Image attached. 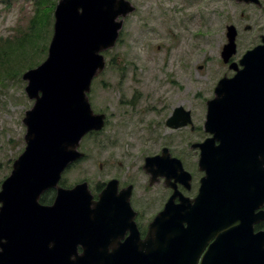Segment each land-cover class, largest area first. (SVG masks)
I'll use <instances>...</instances> for the list:
<instances>
[{
	"label": "water",
	"instance_id": "water-1",
	"mask_svg": "<svg viewBox=\"0 0 264 264\" xmlns=\"http://www.w3.org/2000/svg\"><path fill=\"white\" fill-rule=\"evenodd\" d=\"M135 9L128 0H59L48 56L22 76L33 106L23 119L25 150L1 185L0 264H264V231L255 232L264 220V211L256 212L264 205V38L243 55L241 68L231 65L237 73L221 79L207 102L204 128L213 137L192 145L206 173L197 197L175 203L176 184L190 188L192 176L168 148L145 159L144 170L175 189L157 218L163 229L157 238H137L132 186L119 193L118 181H110L94 200L87 182L60 185L66 169L84 157L81 140L105 126L88 94L106 68L103 53L116 46ZM227 30L225 63L237 37L234 26ZM166 125L193 126L191 112L175 108ZM49 190L54 202L43 205ZM116 214L128 216L125 227L133 228L125 243L115 238L121 237L114 233ZM114 242L118 249L109 253Z\"/></svg>",
	"mask_w": 264,
	"mask_h": 264
},
{
	"label": "rangeland",
	"instance_id": "rangeland-1",
	"mask_svg": "<svg viewBox=\"0 0 264 264\" xmlns=\"http://www.w3.org/2000/svg\"><path fill=\"white\" fill-rule=\"evenodd\" d=\"M129 1L136 10L125 19L115 48L104 53L106 68L93 81L90 94L93 110L106 114L107 124L103 131L83 139L85 158L69 167L62 180L67 187L87 181L95 191L108 178L123 175L133 182L142 202L148 203V213L154 214L160 200L150 202L142 191L146 187L140 172L144 159L169 148L193 175L196 193L199 149H192V144L209 136L204 130L206 103L214 97L217 82L230 72L221 58L228 41L227 26L236 28L237 56L242 57L246 49L261 43L264 0H259L261 8L234 0ZM39 2L0 0V47L8 40L30 38L32 20L52 15L49 23L38 21V37L29 47H34L30 56L38 65L48 55L59 0ZM4 54L1 48L0 57ZM38 65L21 73L0 72V188L26 146L23 119L33 101L27 97L22 76ZM19 66L18 70L24 64ZM178 106L191 111L194 131L166 126Z\"/></svg>",
	"mask_w": 264,
	"mask_h": 264
},
{
	"label": "flooded vegetation",
	"instance_id": "flooded-vegetation-1",
	"mask_svg": "<svg viewBox=\"0 0 264 264\" xmlns=\"http://www.w3.org/2000/svg\"><path fill=\"white\" fill-rule=\"evenodd\" d=\"M234 1L238 2L237 0H234ZM238 3H240V2H238ZM256 5L260 6V8L262 7L260 2H259V0L257 1ZM263 36H264V34L260 35L258 40L261 41V38ZM258 44H256L255 46H257ZM240 58H241V56L239 57V56L235 55L233 58H231L229 64H227L225 66L229 68L231 63H237L240 60ZM234 75H235V72L233 70H230V72L224 74L223 77H229L230 78V77H232ZM190 130L194 131L195 130V126L190 127ZM209 137H211V136L209 135L208 137H206L200 143H203ZM197 144H199V143H197ZM161 151H160V153H161ZM160 153H157V154L152 155V156L159 155ZM197 153H198L197 164H198V169L200 171L199 176L197 178L198 189H197V191H195L196 193L193 194L194 191H192V190L194 188V184L192 183L193 175L191 174L192 180H191L190 188H187L185 185H183L181 183H177L176 184V190L180 194L175 199V203H179L180 202V198L182 196H184L185 198L194 199L199 193V190H200V187H201V181L205 177L206 173L203 170H201L200 166H199L200 157H201L200 156L201 155L200 154L201 153L200 149L197 151ZM140 172L142 173V176L145 178V183H146V187L143 188V190H142L143 193L150 200V202H151V200H155L156 198L158 200H160V204H158L157 210L154 211V214H149L148 213V203H143L142 202L143 199L140 196H138L137 194H135V191L137 192V190H136L135 185L133 184V182L129 181V179H124L123 175H122V177L121 176H114V177L108 178V180L104 184H102L100 187H98L97 190H95V191L92 190V192L94 194V199L97 200L99 194L107 187V185H108L110 180H117L118 181V192L119 193L122 190L127 189L128 187L132 186V195H131L130 204H131V207H132L133 211L135 212L134 223H135V226H136V232L139 235V237H137V238L141 239V240H145L148 237H153V238L156 237L157 238L159 235L162 234L163 229L161 230L160 229V225L157 224V218L159 216V213H161L163 211V209L165 208L166 203L172 197L173 193L175 192V189L172 188V187L167 186V180L164 177H156L155 179H153L152 175L147 173V171H144L143 166L141 167V171ZM151 180L153 181V184H151ZM147 181H148V184H147ZM172 182H174V180H172ZM61 185L64 186V184H61ZM154 186H156L157 188H153ZM261 209L264 210V205L262 206ZM117 214H116V216H111V218L113 217L112 219L116 220L114 222H117V221L119 222L120 221V223L115 226L114 233L117 231L116 233L120 234L121 237H115V238H120L119 243H125L130 238V236L132 234L131 230L133 228L132 229L126 228L128 225L125 227L124 222H125V220H126V218L128 216L126 217V216H121V215H117ZM121 219H124V221H121ZM158 227H159V229H158ZM256 229H258V230L259 229H263L264 230V221L259 223L256 226ZM122 234H123V236H122ZM117 249H118V244L116 242H114L113 244L109 245L107 251L109 253H113ZM77 252L79 254H82L84 252V249L82 247H78L77 248Z\"/></svg>",
	"mask_w": 264,
	"mask_h": 264
},
{
	"label": "trees",
	"instance_id": "trees-1",
	"mask_svg": "<svg viewBox=\"0 0 264 264\" xmlns=\"http://www.w3.org/2000/svg\"><path fill=\"white\" fill-rule=\"evenodd\" d=\"M44 1H47V0H40L42 4L44 3ZM39 16L40 15H37L32 20V27H31L32 35L30 37L32 39L20 38L17 40L16 43H12L10 40H8L4 47H0V50L2 48L4 49V52H5V54L0 57V70H1L0 72L1 73L5 72L8 74L11 71L15 73H19L20 71L22 72L26 68H31V67L38 65L39 61H35L33 59V56H30V52L35 51L34 47L33 49L29 47L34 46V43L36 42L35 38L38 37L37 27H36L38 21H44L46 23H49V20H51L52 15L50 16L41 15V18H39ZM7 49H9V52L6 51ZM16 50H20V52L16 53ZM46 50H47L46 48L42 49L41 53L39 54L41 55V58L44 56ZM23 64L24 66H22V69L18 70L19 67H21L19 65H23ZM51 193L52 192H49L48 194L43 196L42 203L48 204L52 202L54 195L53 194L51 195Z\"/></svg>",
	"mask_w": 264,
	"mask_h": 264
}]
</instances>
